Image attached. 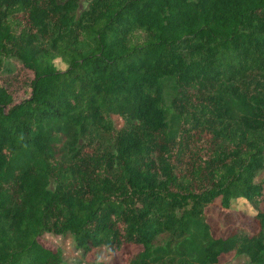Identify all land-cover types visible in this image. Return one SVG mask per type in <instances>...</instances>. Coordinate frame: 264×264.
<instances>
[{"label":"trees","instance_id":"trees-1","mask_svg":"<svg viewBox=\"0 0 264 264\" xmlns=\"http://www.w3.org/2000/svg\"><path fill=\"white\" fill-rule=\"evenodd\" d=\"M80 4L0 0V69L34 74L20 101L0 84V264H62L45 233L139 246L125 264H264V0ZM195 137L207 157L179 168ZM217 201L258 228L217 236Z\"/></svg>","mask_w":264,"mask_h":264},{"label":"rangeland","instance_id":"rangeland-1","mask_svg":"<svg viewBox=\"0 0 264 264\" xmlns=\"http://www.w3.org/2000/svg\"><path fill=\"white\" fill-rule=\"evenodd\" d=\"M89 0H81L80 12L88 5ZM0 84L4 85L14 96L16 101H20L27 97L30 93V81L34 74L27 69L23 63L14 56H5L3 65L0 69ZM116 128H120L124 120L119 115H112ZM196 147H191L179 168L187 169L193 162L200 158L207 157V143L201 137L194 138ZM256 182H264V169L257 174ZM249 208V207H248ZM260 209L264 211V197L260 198L259 204L253 206L252 209ZM209 220L213 226L217 236H226L235 226L244 227L248 233H252L258 228L253 214H250L247 206L234 204L228 211L221 209L220 202L217 201L208 211ZM44 245L50 248L60 247L62 249V264H94L104 262L105 264H125L124 255L126 253H136L141 250L139 246L129 245L120 252H111L106 247H97L92 252L85 253L80 249L72 235H57L53 233H45L42 238ZM169 240L168 235L161 236L157 243L165 245ZM223 264H250V260L246 255L228 254L222 258Z\"/></svg>","mask_w":264,"mask_h":264}]
</instances>
